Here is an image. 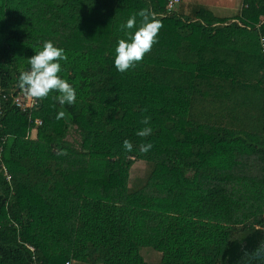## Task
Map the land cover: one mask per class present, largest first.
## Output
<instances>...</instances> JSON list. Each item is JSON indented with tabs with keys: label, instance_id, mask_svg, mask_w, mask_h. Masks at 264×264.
<instances>
[{
	"label": "trees",
	"instance_id": "16d2710c",
	"mask_svg": "<svg viewBox=\"0 0 264 264\" xmlns=\"http://www.w3.org/2000/svg\"><path fill=\"white\" fill-rule=\"evenodd\" d=\"M166 3L0 0V89L50 40L76 90L71 105L38 100V126L0 96V264H149L144 248L152 264H264V0L222 16ZM141 10L158 42L120 73L121 25Z\"/></svg>",
	"mask_w": 264,
	"mask_h": 264
},
{
	"label": "clouds",
	"instance_id": "9594fccd",
	"mask_svg": "<svg viewBox=\"0 0 264 264\" xmlns=\"http://www.w3.org/2000/svg\"><path fill=\"white\" fill-rule=\"evenodd\" d=\"M139 17V22L137 21ZM127 29L126 39H119L115 48V67L120 73L134 69L142 62L144 56L151 51L158 42L159 31L162 28L161 21L156 13L149 10H141L133 14L126 24L121 25ZM135 29V31H131ZM68 57L64 49L57 47L52 41H45L42 50L35 51V55L27 62L28 70H22L18 77L17 87L22 93L33 100L48 98L50 93H58L53 96L61 106L74 104L76 101V90L66 79L60 76L63 71L61 61H67ZM65 116V112L58 113L57 119ZM143 128L137 131L136 135L145 138L152 134L150 118L141 120ZM123 147L128 152L133 150V144L125 140ZM153 145L151 143L141 144L139 149L142 153H148Z\"/></svg>",
	"mask_w": 264,
	"mask_h": 264
},
{
	"label": "built area",
	"instance_id": "2783aa9c",
	"mask_svg": "<svg viewBox=\"0 0 264 264\" xmlns=\"http://www.w3.org/2000/svg\"><path fill=\"white\" fill-rule=\"evenodd\" d=\"M179 3L180 0H167L165 13L170 14ZM259 43H260L261 53L264 55V39L261 38L259 40ZM262 75L264 77V70L262 71ZM0 96L1 99L5 101L10 99L11 105L14 108L19 110L21 113L27 114L29 122H33L35 126L41 124V122L38 119L32 121V112L37 109L38 100H33L31 98L26 97L19 88L9 89L8 91L0 89ZM7 179H9V177H7ZM27 248L31 252L34 251V249L30 246H27Z\"/></svg>",
	"mask_w": 264,
	"mask_h": 264
},
{
	"label": "rangeland",
	"instance_id": "374dc122",
	"mask_svg": "<svg viewBox=\"0 0 264 264\" xmlns=\"http://www.w3.org/2000/svg\"><path fill=\"white\" fill-rule=\"evenodd\" d=\"M188 2H199L202 4L210 5L211 7H218V9L222 11L217 12V16L222 15H231L234 11H236V8H238V2L239 0H187ZM219 14V15H218ZM34 137V133L31 135ZM146 171V164L145 163H136L131 171H130V182H132L135 178L142 177L144 175V172ZM141 254L144 258V260L149 263H156L158 260V254L151 251L148 248H144L141 251Z\"/></svg>",
	"mask_w": 264,
	"mask_h": 264
},
{
	"label": "water",
	"instance_id": "95a60500",
	"mask_svg": "<svg viewBox=\"0 0 264 264\" xmlns=\"http://www.w3.org/2000/svg\"><path fill=\"white\" fill-rule=\"evenodd\" d=\"M255 258L258 260H262V262L264 263V250L261 252H258Z\"/></svg>",
	"mask_w": 264,
	"mask_h": 264
},
{
	"label": "flooded vegetation",
	"instance_id": "af4514ba",
	"mask_svg": "<svg viewBox=\"0 0 264 264\" xmlns=\"http://www.w3.org/2000/svg\"><path fill=\"white\" fill-rule=\"evenodd\" d=\"M264 250V247L262 248V251Z\"/></svg>",
	"mask_w": 264,
	"mask_h": 264
}]
</instances>
